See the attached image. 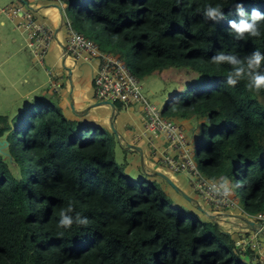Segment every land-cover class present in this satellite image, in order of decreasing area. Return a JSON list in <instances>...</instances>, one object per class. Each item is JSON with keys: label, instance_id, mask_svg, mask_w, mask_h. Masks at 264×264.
I'll use <instances>...</instances> for the list:
<instances>
[{"label": "trees", "instance_id": "16d2710c", "mask_svg": "<svg viewBox=\"0 0 264 264\" xmlns=\"http://www.w3.org/2000/svg\"><path fill=\"white\" fill-rule=\"evenodd\" d=\"M62 1L82 2L92 26L130 52L140 79L178 80L173 112L167 106L163 115L205 119L196 141L201 173L233 178L244 210L264 213V90L250 91L247 79L228 86L230 67L211 63L219 51L264 54V24L259 38L230 35L237 0ZM243 3L264 13V0ZM207 5H219L226 19L206 20ZM26 110L23 135L19 119L0 116L12 158L0 154V264H260L217 221L177 204L158 182L130 179L109 129L68 119L55 100ZM69 204L87 226L57 228Z\"/></svg>", "mask_w": 264, "mask_h": 264}, {"label": "rangeland", "instance_id": "374dc122", "mask_svg": "<svg viewBox=\"0 0 264 264\" xmlns=\"http://www.w3.org/2000/svg\"><path fill=\"white\" fill-rule=\"evenodd\" d=\"M25 2H29V0H0V10L4 9L7 11V13H11L10 9H15L16 7L22 6L25 11H30L33 16H35L39 21L51 24L55 29L62 24V16H66L77 32L83 34L85 37L91 39L97 44L101 53L119 57L130 68H139V66L134 62L130 52L124 49L120 43L108 39L99 27L92 26L85 15V9L82 2L74 1L70 4L69 2L62 1V4L60 5L59 3L53 2L52 0H43V4L46 6V8L43 9L42 12L38 11L37 13H34V11L31 9L30 3L27 4ZM30 2L35 3V1L33 0H30ZM60 8L62 9V11H60ZM7 16L8 14L0 11V116H7L10 120V123L13 122L14 118L19 119L17 123L21 125L19 127L20 132L22 133L21 135H23V129L26 121V109L30 106V104L37 107L44 100L45 103H48L49 99H46L45 95L41 97L42 92L44 90L45 92H47L48 89L53 88V86L58 83L64 87L62 90L63 93H65L66 97H68V100H73V97L70 95L73 88L78 94V103H80L79 95L83 90L85 91V94L88 95V100L86 102H88L87 104H89V106H92L93 104L98 102H111L114 106L101 104L99 106L92 107L89 112L83 116V119H85L84 123L88 125H95L102 128L108 126V129L111 132H113V125L114 128L120 132V134H123L126 137L127 141H133V138H130L129 134L125 133L124 125L128 124L127 127L132 128L134 137L138 136L136 145L140 146L144 150V161L146 162L144 164L145 166L142 167L140 153L135 150L133 152L126 150L125 147L127 142L123 139H121V147V145L118 143L117 136L114 134L116 145L114 150L115 158L119 165H121L124 169L125 174L130 179L136 182H142L146 179L158 182L159 184H161L162 188H164L165 191L176 201L177 204L186 206L187 208L193 210L203 221H207V219L217 221L218 225L221 226V229H223V225L218 222V216L213 214L212 210L214 209L210 207V204L206 205L203 201V197H200V194L194 189V185L191 183V180H194L196 182V178L194 179L192 175H188L187 172H184L182 173L184 178L175 179L178 181H182V183L184 184L183 190L188 195L196 199L198 201V204L195 202H188L178 192H175V190L172 189L161 178L155 176L150 178L145 174H152L155 170H159L161 172L173 175L174 172H171V170L164 165L161 166L159 161L162 160L163 156L165 155L171 157L174 154L172 149L169 147V142L163 136L155 137L154 135H151L145 131V125L143 123V121L145 122V113L143 111L142 104L137 103L131 105L124 103H114L111 100H97L93 91L94 89L91 85V67L89 65H82L81 63H78L77 65L74 64L73 66L71 62H74V59L72 57L70 59L71 61H68V64L70 66L72 65L71 67L73 68V74L70 76V78L69 72L62 64L57 63L55 67H48L46 69L41 67L44 66L45 60L43 63L39 62V58L35 56L33 48H30L28 46V34L26 33L22 35L20 31L15 28L18 23L11 22V20L8 19L9 16ZM2 20L5 23L4 26H2L1 24ZM60 37V43H62V46H67V37L64 30L60 31ZM13 39L16 40L14 43ZM52 43V47H50L49 51H51L52 49L56 50L57 54L60 55L62 53L60 44L56 40ZM59 50L60 52H58ZM47 56L48 52L45 59H47ZM15 59H19L23 66L13 67L12 63L13 61H15ZM46 61L48 62V59ZM48 71H50L49 74ZM36 73L40 74V80L37 76L35 77ZM56 73L59 74L57 77L54 76V74ZM163 76L165 77V75ZM29 82V86H24V84H27ZM169 82L168 78L164 80L159 74L146 75L141 79V83L144 87L143 91L149 96L151 103L156 104L161 109H164L168 106L169 111L172 113L173 111L171 110V103L174 101L176 94L180 92L181 86L178 84V80H175L173 81V83L168 84ZM38 85H41V89L36 95H32V98L34 100L29 103L27 102L29 99L28 96H19L15 90V87L17 86L20 93H22L25 91H29V89H33ZM60 86L56 85V89L59 90ZM68 90H70V92ZM55 99L57 100L56 97ZM64 105V109L67 114H65L66 117L71 118L73 114L75 115L71 106L69 108L68 106H66V104H63V106ZM165 117L170 118L171 120H176L179 123H184V127L188 129V138L191 142L194 160L198 168L200 169V159L197 156L196 150V135L199 134L201 125L203 122H205V119H200L197 117L186 119L179 115L176 116L173 114ZM10 137L12 139V144H15L17 140L14 137V132H11ZM161 147L165 149H160ZM0 154H3L6 157L4 153ZM148 168L149 171L146 172ZM175 174H181V172ZM230 180L233 185H237L236 181L233 178H231ZM240 186L242 185L239 184L238 187H235L233 192L238 200L239 207L231 208V210H227V212L224 209L220 212L223 211V214L229 213L230 218H232L231 220L234 219L232 222L235 221L236 223L239 222L242 225L245 224L246 228H240L242 233L239 234V239H242V237H246L249 235L250 230H254L255 225L254 227H252L251 223H255V219L251 214V221H248L246 218L247 212L244 210L245 202L244 197L239 189ZM193 204H196L198 208L200 206L202 210L200 208L199 210H196ZM231 235L232 238H234L233 234ZM236 241L237 240H234L235 248L242 254L246 252L245 249L243 250L237 245ZM262 243L264 245V236H262ZM253 254V258H255L254 261L256 263L258 262L260 264H264V251L261 253V255H259L256 251L253 252Z\"/></svg>", "mask_w": 264, "mask_h": 264}, {"label": "built area", "instance_id": "2783aa9c", "mask_svg": "<svg viewBox=\"0 0 264 264\" xmlns=\"http://www.w3.org/2000/svg\"><path fill=\"white\" fill-rule=\"evenodd\" d=\"M60 5L62 0H52ZM62 11V9L60 8ZM8 14L9 18L22 19L18 28L24 29L28 34V46L33 48L34 54L43 63L47 52L54 40L57 39L48 25L34 20L30 11H25L22 6L6 10H0ZM62 28L67 37V46H63V57H72L76 62L89 65L93 70V88L97 100H111L114 103L137 104L143 106L145 113V131L155 137L163 136L172 149L171 157L163 156L159 161L161 166L168 167L171 172L192 175L196 182L191 180L194 189L203 197L206 205L210 204L215 211L231 210L238 208V200L234 194L228 198L216 195L210 190V184L218 180H210L204 176L198 168L192 154L191 142L188 138V129L176 120H171L163 115V109L151 103L149 96L144 93L141 79L119 57L103 54L97 44L83 34L77 32L70 20L62 16ZM165 149V148H162ZM223 212V211H222ZM255 219L254 230L246 237L236 241L237 245L246 251H264L262 236H264V213L253 215ZM248 221L252 216L246 214ZM256 254V253H255ZM257 254V255H258ZM260 257V256H259Z\"/></svg>", "mask_w": 264, "mask_h": 264}, {"label": "clouds", "instance_id": "9594fccd", "mask_svg": "<svg viewBox=\"0 0 264 264\" xmlns=\"http://www.w3.org/2000/svg\"><path fill=\"white\" fill-rule=\"evenodd\" d=\"M234 7V15L238 19H227L229 34L238 41L259 38L261 36L260 26L264 24V13L256 8H253L249 13L244 8L243 0H237ZM203 16L206 20L217 24L226 19V14L219 5H207L204 8ZM262 62H264V54L259 50H254L242 58L234 54H225L223 51H219L211 57V63L214 65H228L230 67L226 76L228 86L235 87L240 81L247 79L246 87L257 93L264 90ZM238 186V184L233 185L228 177H222L218 182L210 184V190L218 196L228 198ZM59 216L58 229H71L73 225L79 227L89 224L88 218L79 212H75L72 204L62 208Z\"/></svg>", "mask_w": 264, "mask_h": 264}, {"label": "crops", "instance_id": "0c3cea01", "mask_svg": "<svg viewBox=\"0 0 264 264\" xmlns=\"http://www.w3.org/2000/svg\"><path fill=\"white\" fill-rule=\"evenodd\" d=\"M22 1H24V0H22ZM33 1H35V3H33V2H30V0H29V2H25V3H27V4H29L30 3V6H31V9L34 11V13H37L38 11L39 12H42V10L43 9H45L46 8V6L43 4V0H33ZM49 3V2H48ZM61 11V10H60ZM33 15V14H32ZM8 17V16H7ZM8 19H10L11 20V22H17V23H19L22 19H20V18H18V19H16V20H13V19H11V18H9L8 17ZM34 20H36L37 22H39V23H42V24H46V25H48L49 26V28L53 31V33L56 35L57 34V39H56V41L60 44V47H61V51H62V48H63V46H62V43H60V41H61V37H60V31L62 30H64L63 28H61V26H62V24L57 28L56 27V29L51 25V24H47V23H43V22H41V21H39L35 16H34ZM1 24H2V26H4V22H3V20L1 21ZM15 28L18 30V31H20V33L22 34V35H24V34H26L27 32L24 30V29H22V28H18V24L15 26ZM22 30V31H21ZM65 31V30H64ZM66 34V33H65ZM65 36V35H64ZM27 39H28V37H27ZM16 40L15 39H13V43L15 42ZM55 41V40H54ZM12 43V42H11ZM53 44V43H52ZM50 47H52V45L50 46ZM50 49V48H49ZM58 52H60V50L58 51ZM62 53H63V51H62ZM62 53L60 54V55H58L57 54V51L56 50H51V51H49L48 52V56H47V59H48V62L46 61L47 59H45V62H44V66H41V67H43V68H52V67H55L56 66V64L57 63H59V64H62V65H64L65 66V68L67 69V71L69 72V78H70V76L73 74V68L71 67L72 65L74 66V64L75 65H77L78 63H81L82 65H87V64H84V63H82V62H76L75 60H74V62H71L72 63V65L70 66L68 63V61H71L70 59H71V57H68V58H66V57H63V55H62ZM12 66L13 67H17V66H23V64H21V61L19 60V59H15V61H13V63H12ZM92 69V68H91ZM92 71V83H91V85H92V87H93V76H94V74H93V70H91ZM49 72L50 71H48V74H49ZM59 74L58 73H56V74H54V76L55 77H57ZM38 77L39 78V80H40V74L39 73H36L35 74V77ZM31 80H32V77H31ZM31 82V81H30ZM30 82L29 83H27V84H24V86H29L30 85ZM71 83H72V81H71ZM17 85H18V82H17ZM57 86H60L61 84H56ZM56 85H54L53 86V88H51V89H48L47 90V92H45V90L42 92V95H41V97H43L44 95H45V98L47 99H49V100H55L56 102H57V104H58V106L63 110V113L65 112V109H64V107H65V105L63 106V104H66V106H68L69 108H70V106H71V108H72V110H73V107L72 106H74V109L75 110H73V112L75 113V115L73 114H71L72 116H71V118L70 117H67L68 119H70V120H76V121H83L84 122V120L85 119H83V116L85 115V114H87L86 112H84L87 108H90L91 106H89V104H87L88 102H86L87 100H88V95L87 94H85V91L83 90V91H81L82 93H80V95H79V98H80V103H78V100H77V97H78V94H77V92L75 91V89H73L72 88V90H71V96L73 97V100H68V97H66V95H65V93H63V86L61 85L59 88V90H57L56 89ZM41 89V85H38V86H35L33 89H29V91H25V92H22V93H20V91H19V89H18V87L16 86L15 87V90H16V93L19 95V96H28L29 97V99H28V103L29 102H31V101H33L34 99L32 98L33 96L32 95H36L38 92H39V90ZM55 89V90H54ZM66 89H67V87H66ZM94 89V88H93ZM66 91V90H65ZM69 92H70V90H68ZM94 91V90H93ZM41 97H40V99H41ZM55 97L57 98V100L55 99ZM69 101H70V104H69ZM30 106H32L31 104H30ZM29 106V107H30ZM88 106V107H87ZM87 107V108H86ZM26 108V107H25ZM82 113V114H81ZM66 114V112L64 113V115ZM79 114H81V115H79ZM67 115V114H66ZM65 115V116H66ZM186 121V120H185ZM143 123H144V121H143ZM183 126H184V123H181ZM95 126V125H94ZM128 126V124L127 125H124V129H125V133H127V134H129V137L130 138H133V141H127L126 140V137L123 135V134H120V132L118 131V134L121 136L120 137V139H123V140H125L127 143H131V144H134V145H136V140H137V138H138V136L136 137H134V132L132 131V128L131 127H127ZM105 129H108V126L107 127H104ZM198 135L199 134H197L196 135V141H197V138H198ZM120 145H121V147H122V143H121V140H120V142H118ZM124 148V147H123ZM160 149H162V147L160 148ZM115 150V149H114ZM125 150V149H124ZM130 152H133V151H130ZM146 162V161H145ZM136 165H137V163H136ZM147 168V167H146ZM147 171H149V168L147 169ZM155 172V171H154ZM145 174H148V173H145ZM165 174H167V173H165ZM169 177H171L173 180H174V182L178 185V186H180L182 189H184V184L182 183V181H178V180H176L175 178H178V179H181V178H184V176L182 175V174H175V173H173V175H170V174H167ZM186 190V189H185ZM211 209V208H210ZM211 211V210H210ZM213 211V214H215L216 216H218L217 218H219V220H218V222L220 223V224H222L223 225V229H224V231L225 232H227L228 234H233V236H234V240H239V234H241L242 232H241V230H240V228L241 229H244V228H246L245 227V224H240L239 222H232L233 220H231L232 218H230V214L229 213H225V214H223L222 212H215L214 210H212ZM227 212V211H226ZM221 220V221H220ZM247 225V224H246ZM229 226V227H228ZM239 226H242V227H239ZM252 228V227H251ZM253 229V228H252ZM251 231L252 230H250V233H251ZM249 233V234H250ZM232 236V235H231ZM243 236V235H242ZM241 236V237H242ZM242 238H244V237H242Z\"/></svg>", "mask_w": 264, "mask_h": 264}, {"label": "water", "instance_id": "95a60500", "mask_svg": "<svg viewBox=\"0 0 264 264\" xmlns=\"http://www.w3.org/2000/svg\"><path fill=\"white\" fill-rule=\"evenodd\" d=\"M62 28V26H61ZM101 104H104V105H111V106H114L111 102L109 101H104V102H98V103H95L93 104L90 108H87L84 112H88L92 107L94 106H99ZM73 107V110L74 109V106ZM82 114V113H81ZM79 114V115H81ZM112 131L113 133L117 136L118 138V142H120V136L118 134V131L114 128V126L112 125ZM9 147V142L6 140V136L4 135L3 137L0 138V153H4L6 155V157H10V154H7L6 153V149ZM126 150H129V151H138L141 155V162H142V167H144L145 165V161H144V150L140 147V146H137V145H134V144H131V143H126V147H125ZM10 160L12 162V158L10 157ZM154 175L156 177H159L161 178L162 180H164L172 189L175 190V192H178L183 198H185L188 202H195L198 204V201L196 199H194L193 197H191L190 195H188L182 188H180L173 180L171 177H169L167 174H165L164 172H161V171H155L154 172ZM200 208V206H199ZM201 209V208H200ZM202 210V209H201ZM254 223H251V226L254 227Z\"/></svg>", "mask_w": 264, "mask_h": 264}]
</instances>
